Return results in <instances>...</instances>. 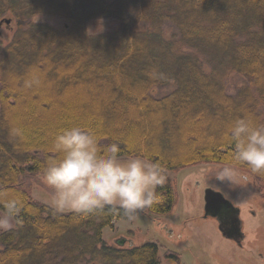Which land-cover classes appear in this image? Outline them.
I'll list each match as a JSON object with an SVG mask.
<instances>
[{
    "label": "trees",
    "instance_id": "16d2710c",
    "mask_svg": "<svg viewBox=\"0 0 264 264\" xmlns=\"http://www.w3.org/2000/svg\"><path fill=\"white\" fill-rule=\"evenodd\" d=\"M46 14L68 25L32 20ZM110 16L117 28L89 35V20ZM5 17L16 29L0 45V212L14 226L0 228V264H157L154 242L102 239L126 218L120 206L61 213L31 195V182L57 155L55 136L79 126L101 150L115 143L118 156L158 167L164 183L146 210L172 211L168 172L229 166L233 122L264 125V0H0V24ZM166 22L178 35L163 34ZM231 73L246 79L235 94L226 90ZM236 169L264 196V174Z\"/></svg>",
    "mask_w": 264,
    "mask_h": 264
},
{
    "label": "rangeland",
    "instance_id": "374dc122",
    "mask_svg": "<svg viewBox=\"0 0 264 264\" xmlns=\"http://www.w3.org/2000/svg\"><path fill=\"white\" fill-rule=\"evenodd\" d=\"M32 20L49 23L59 30L64 29L68 23L58 15L49 14L36 15ZM118 24V20L111 16L91 19L86 25V31L89 35L100 34L117 28ZM15 29L13 21L0 24L1 46L12 38ZM162 29L165 36L178 35L177 28L170 22H166ZM209 68V63H204L203 69L208 72ZM245 81L242 75L231 73L227 77L226 90L229 94H235ZM171 87H157L155 95H164ZM118 158L121 163H125L137 157ZM138 158L152 166L144 158ZM224 167L217 163H202L168 172L176 192L172 211L155 215L144 210L138 212L133 220L116 219L113 226L108 225L102 229V239L108 245H115L116 240L124 238L125 247L154 242L158 248L157 264H264V196L258 191L252 176L241 170L236 169L237 175L233 177V182L218 180L216 176ZM31 185V195L54 208L53 190L44 182L43 177L33 179ZM206 187L220 191L234 206L240 208L243 231L241 244L221 234L216 218L203 216V193ZM113 205L119 206L118 203ZM65 212L69 211L61 213ZM13 226L14 217L0 212V228L9 229ZM174 253L178 254V259L172 256Z\"/></svg>",
    "mask_w": 264,
    "mask_h": 264
},
{
    "label": "clouds",
    "instance_id": "9594fccd",
    "mask_svg": "<svg viewBox=\"0 0 264 264\" xmlns=\"http://www.w3.org/2000/svg\"><path fill=\"white\" fill-rule=\"evenodd\" d=\"M229 136L236 151L216 178L233 182L240 164L254 174H264V125L237 119ZM52 150L57 155L46 162L43 180L53 190L57 211L88 216L118 203L125 217L133 220L138 212L154 206L155 187L164 183L158 167L140 158L121 163L117 144L101 150L98 137L79 126L62 129Z\"/></svg>",
    "mask_w": 264,
    "mask_h": 264
},
{
    "label": "water",
    "instance_id": "95a60500",
    "mask_svg": "<svg viewBox=\"0 0 264 264\" xmlns=\"http://www.w3.org/2000/svg\"><path fill=\"white\" fill-rule=\"evenodd\" d=\"M5 22L9 23V19H5ZM203 198V216L216 218L221 234L225 238L234 239L238 244H241L243 231L239 217V207L233 206L231 201L224 197L220 191L210 187L204 189ZM124 241V238H120L115 242L122 244Z\"/></svg>",
    "mask_w": 264,
    "mask_h": 264
},
{
    "label": "flooded vegetation",
    "instance_id": "af4514ba",
    "mask_svg": "<svg viewBox=\"0 0 264 264\" xmlns=\"http://www.w3.org/2000/svg\"><path fill=\"white\" fill-rule=\"evenodd\" d=\"M213 189V188H212ZM234 206V205H233ZM235 207H237V206H235ZM240 209V208H239ZM239 213H240V211H239ZM241 222V221H240Z\"/></svg>",
    "mask_w": 264,
    "mask_h": 264
}]
</instances>
